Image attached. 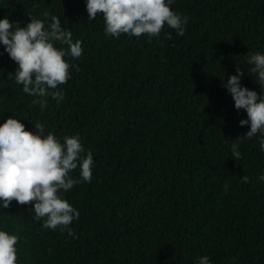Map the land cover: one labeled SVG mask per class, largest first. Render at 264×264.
<instances>
[{"label": "trees", "instance_id": "16d2710c", "mask_svg": "<svg viewBox=\"0 0 264 264\" xmlns=\"http://www.w3.org/2000/svg\"><path fill=\"white\" fill-rule=\"evenodd\" d=\"M171 8L189 17L183 36L165 26L159 37L116 39L102 13L88 20L85 0H0V19L25 26L55 15L83 49L65 58L76 67L57 103L25 94L0 46V123L12 116L34 131L40 122L61 142L79 134L94 159L91 182L63 193L80 213L70 225L78 239L43 228L31 204L0 209V228L20 237L18 264H264V152L257 134L232 156L250 128L222 88L239 67L260 95L245 55L264 53V0Z\"/></svg>", "mask_w": 264, "mask_h": 264}, {"label": "clouds", "instance_id": "9594fccd", "mask_svg": "<svg viewBox=\"0 0 264 264\" xmlns=\"http://www.w3.org/2000/svg\"><path fill=\"white\" fill-rule=\"evenodd\" d=\"M175 0H85L88 20L98 13L103 14L105 35L120 38L159 37L167 26L178 36L185 34L189 17L172 10ZM45 19L28 17L29 23L21 26L10 22L5 16L0 19V46L18 67L11 74L16 84L22 86L31 97L51 96L57 103L64 99L58 86L71 78L69 69L76 67L66 62V57L78 59L83 54L82 42H73L72 33L62 27L61 20L44 13ZM50 23L46 25V20ZM171 38V34L169 37ZM59 43L61 47H56ZM66 46V47H64ZM250 72L257 78L260 95L241 83L244 72L238 67L236 74L222 82L234 101L235 110L243 109L247 119L240 120V127L250 130L241 139L233 141L232 156L241 158L239 144L259 135L261 152H264V53L245 55ZM41 109L47 107L46 99H34ZM94 159L91 150L85 152L79 134L64 136L61 142L54 132L45 134V125L37 122L34 131L25 130L21 120L10 116L0 123V209H8L12 201L20 205L31 204L33 220L43 221L42 227L52 231L67 232L78 239L70 227L80 213L63 196L81 182L90 183ZM79 168V179L70 173ZM258 179L264 182V174ZM247 183L248 178L241 179ZM18 235L9 234L0 228V264H18ZM50 254H51V250ZM197 264H211L210 257L202 256Z\"/></svg>", "mask_w": 264, "mask_h": 264}]
</instances>
